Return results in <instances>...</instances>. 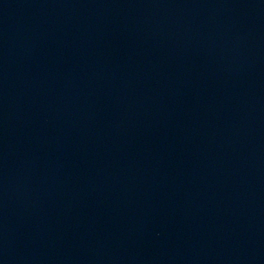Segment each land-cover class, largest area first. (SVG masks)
Wrapping results in <instances>:
<instances>
[{
    "label": "water",
    "instance_id": "1",
    "mask_svg": "<svg viewBox=\"0 0 264 264\" xmlns=\"http://www.w3.org/2000/svg\"><path fill=\"white\" fill-rule=\"evenodd\" d=\"M0 264H264V0H0Z\"/></svg>",
    "mask_w": 264,
    "mask_h": 264
}]
</instances>
